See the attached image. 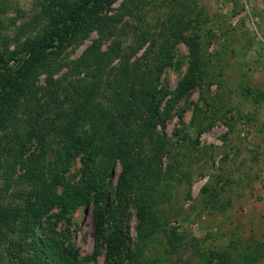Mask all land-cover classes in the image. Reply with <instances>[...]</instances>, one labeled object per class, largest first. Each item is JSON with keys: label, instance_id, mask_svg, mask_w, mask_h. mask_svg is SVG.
Returning <instances> with one entry per match:
<instances>
[{"label": "rangeland", "instance_id": "obj_1", "mask_svg": "<svg viewBox=\"0 0 264 264\" xmlns=\"http://www.w3.org/2000/svg\"><path fill=\"white\" fill-rule=\"evenodd\" d=\"M126 1L114 0L96 8L98 16L114 17L110 23L116 24L117 32L101 33L95 27L54 59L52 79L69 87L67 91L59 88L55 92L49 73L41 72L28 85L18 81L11 93L19 123L15 129L0 130V223L4 215L17 220L0 225V264H22L23 258L36 256V251L42 253L43 264H57L54 253L72 244L80 253V264H221L223 258L227 264H264V0H140L131 16L119 19ZM40 11L37 0L0 1V54L6 60L0 63L1 74L17 69L27 57L21 45L32 34L22 27L29 22L34 25ZM173 22L181 26L177 31L181 37L157 85L158 114L164 119L157 130L167 141L162 167L169 173L170 184L160 204L156 229L145 223L137 191L119 192L123 165L118 158L107 178L110 212L97 244L93 202L79 206L69 220L54 206L34 234L14 232L13 225L21 220L17 216L28 206L25 193L31 186L24 173L30 169L49 175L51 152L47 157L42 150L51 142L59 147L54 142L58 112L72 104L66 94L86 76V69L77 72L76 62L94 63L95 54L113 55L116 47L125 50L124 59L131 52L134 29L144 35V44L124 63L131 65L144 55L153 58L169 36L168 27L173 31ZM191 42L199 46L196 54ZM194 59L202 72L194 66ZM119 63L120 58L113 57L106 68L111 81L119 74ZM106 77L94 92L95 103L103 107L109 106L110 97ZM193 79L196 84L180 96L182 84ZM29 89L34 93L29 94ZM34 116L48 117L44 127L34 124ZM52 118L58 122L54 124ZM89 126L99 145L103 134ZM18 132L31 133L26 157L35 162L31 167L17 166L10 177L8 163L11 149L20 142ZM83 157L79 155L65 171L57 172L60 182L65 181L59 184V191L83 181ZM54 159L51 155V161ZM100 163L97 160L95 165ZM204 185L209 192L202 191ZM118 226L125 240L120 256L115 257L118 263H114L108 240ZM35 241H41L38 248Z\"/></svg>", "mask_w": 264, "mask_h": 264}, {"label": "trees", "instance_id": "obj_2", "mask_svg": "<svg viewBox=\"0 0 264 264\" xmlns=\"http://www.w3.org/2000/svg\"><path fill=\"white\" fill-rule=\"evenodd\" d=\"M37 1L41 11L35 16L34 25L29 22L22 27V30L32 34L21 45L27 57L22 59L17 69L6 74L0 73V130L10 127L15 129L16 124L19 123L15 121L17 117L13 113L16 110V104L13 102L15 98L11 96V93L15 92L18 81L28 85L34 76L46 72L49 73L50 85L52 84L55 92L59 88L67 91L69 87L52 79L56 67L53 63L54 59L60 56L72 41L95 27H98L101 33L117 32L116 24L110 23L114 21V17L98 16L96 9L101 5L109 6L114 0ZM138 1L140 0L124 2L122 5L124 13L119 16V19L125 15L131 16ZM172 25L174 27L172 32L168 27L169 36H166L165 45H161V51L153 58L144 55L142 59L134 61L131 65L124 63L137 54L144 44V35L139 36L134 29L133 43L129 47L131 52L129 51V56L124 59H122V53L125 50L116 47L112 50L113 55L95 54L94 68H92L94 63L90 61L76 62L77 72L86 69V76L78 79L79 83L74 85V91L71 94H66L72 104L66 110L58 112L60 122L54 142L59 147H55L51 142L47 144V148L45 146L46 149L42 150L47 157L50 152L52 156H55L52 161L51 155L48 157L49 175H39L30 169L24 173V180L31 186L25 193L29 197L28 206L22 215L17 216L21 220L17 225H13L14 232L18 231L21 236L34 234L39 221L54 206L59 207L61 213L69 220L70 215L79 206H90L89 204L93 202L94 236L97 244L103 235L105 220L110 212L107 178L112 176L111 170L118 158L123 165L118 183L119 192L125 189L136 190L141 203L142 217L146 218L145 223L151 229H156L157 215L161 213L160 204L170 184V177L167 175L169 173H164L162 167L163 156L167 152V141L164 134L157 130L158 123L164 122L158 114L160 94L157 85L161 73L173 58L172 48L177 38L181 37H178L177 32L182 30L181 26L174 22ZM132 26L137 27L134 24ZM35 30L38 32L34 34ZM190 46L192 53L196 54L199 46L194 42H191ZM113 57H119L120 63L119 74L113 76L111 81L105 73ZM4 62L6 60L0 54V63ZM194 66L202 72L197 59H194ZM105 77L108 81L110 97L109 106L103 107L95 103L94 92L98 90L99 82ZM196 82L193 79L182 84L180 96L190 90ZM33 93L29 89V94ZM39 109H42L45 114V108L40 106ZM36 114H39L38 110ZM47 119L48 117L43 120L35 117L34 124L43 123L42 127H44ZM52 119L54 124L58 122L57 119ZM88 125L98 130L99 134H103L104 137L99 145L95 143L94 136L87 128ZM17 135L20 142L11 149V159L8 163L11 170L10 177H13L17 166L31 167L29 164L35 162V159L29 161L26 157L27 143L31 139V133L18 132ZM79 155L84 156L82 172L85 178L81 183L65 185L64 190L59 191V184H64L65 181L60 182L57 172L65 171ZM39 160L40 157H38ZM97 160L101 162L99 166L95 165ZM202 191L209 192L208 185H204ZM150 216L153 220H149ZM1 220V226H9L17 219L4 215ZM124 236L120 226L113 234H110L108 246L114 263H118L115 257L120 256ZM40 243L41 241H35V247L38 248ZM36 252V256L23 258L22 264H43L42 253ZM52 257L57 264H80V253L73 244L60 248ZM227 263L228 260L223 258L221 264Z\"/></svg>", "mask_w": 264, "mask_h": 264}]
</instances>
